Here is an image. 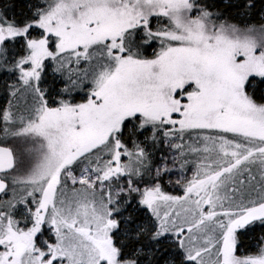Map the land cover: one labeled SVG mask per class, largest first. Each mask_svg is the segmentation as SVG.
Listing matches in <instances>:
<instances>
[{
	"label": "snow or ice",
	"instance_id": "obj_1",
	"mask_svg": "<svg viewBox=\"0 0 264 264\" xmlns=\"http://www.w3.org/2000/svg\"><path fill=\"white\" fill-rule=\"evenodd\" d=\"M0 264H264V0H0Z\"/></svg>",
	"mask_w": 264,
	"mask_h": 264
}]
</instances>
